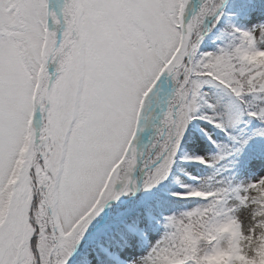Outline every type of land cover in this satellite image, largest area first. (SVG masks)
I'll use <instances>...</instances> for the list:
<instances>
[{
	"label": "snow or ice",
	"instance_id": "snow-or-ice-1",
	"mask_svg": "<svg viewBox=\"0 0 264 264\" xmlns=\"http://www.w3.org/2000/svg\"><path fill=\"white\" fill-rule=\"evenodd\" d=\"M188 3L0 0V264H68L93 227L94 241L73 264H105L127 243L102 213L121 195L118 183L125 191L134 183L132 142L162 74L176 88L144 160L145 188L167 177L193 119L226 133L243 116L264 121V64L250 63L264 53V21L232 29L246 47L200 51L209 17L219 23L226 7L264 12V0H205L186 20ZM205 86L226 99L214 100ZM170 251L166 236L131 264H163Z\"/></svg>",
	"mask_w": 264,
	"mask_h": 264
},
{
	"label": "trees",
	"instance_id": "trees-1",
	"mask_svg": "<svg viewBox=\"0 0 264 264\" xmlns=\"http://www.w3.org/2000/svg\"><path fill=\"white\" fill-rule=\"evenodd\" d=\"M230 2L231 0H226V4ZM261 21H264V12L258 10L253 15L240 16L226 7L219 23L212 17L209 25L204 26L200 51L215 53L227 46L233 49L246 47L244 39L237 38L232 29L237 27L242 30L251 29ZM261 35L260 46L263 47L264 34ZM250 63L264 64V57L253 53ZM212 98L215 100L218 97ZM201 112L211 113L206 106L201 108ZM230 136L239 137L241 141L248 143L242 146L230 139ZM188 141L197 144L203 142L205 153L213 163L209 165L196 163L193 158L185 157L182 152L178 153L165 181L142 208V212L146 210L155 212L156 219L150 225L140 226L139 212L133 214L139 230L143 231L151 226L163 227L173 234V240H169V243L175 251L166 253L163 263L166 261L168 264H227L225 258L215 257L208 261L203 255L206 251L213 250V237L225 231L223 226L214 227V224L216 216L220 217L221 222L224 220L225 214L222 210L226 200L232 199V210L237 211L242 206L239 199L242 197L253 203L254 216L258 218L257 224L262 231L259 236L249 238L244 254L241 258H236L234 264H264V185L254 187L253 195L246 185L238 186L240 171L250 159L261 154L259 145L264 144V121L243 116L240 122L230 126L226 133L209 120L193 119L182 146L184 147ZM217 155L224 159L214 162ZM194 186L205 195L190 194ZM240 193L242 196H239ZM115 231L117 235L123 233L127 237L125 245L135 244L134 233L122 226ZM125 245L114 247L113 250L118 251ZM226 245H231L230 238L226 240ZM113 262L110 256L106 258L105 264Z\"/></svg>",
	"mask_w": 264,
	"mask_h": 264
},
{
	"label": "rangeland",
	"instance_id": "rangeland-1",
	"mask_svg": "<svg viewBox=\"0 0 264 264\" xmlns=\"http://www.w3.org/2000/svg\"><path fill=\"white\" fill-rule=\"evenodd\" d=\"M204 3L205 0H189L188 6L185 11L186 20H190L193 16L197 15L200 12L201 7ZM211 18L212 17H209L206 20L204 26L211 21ZM170 87L171 91L168 93V98L166 101V96L164 94L168 91ZM175 88V81L166 73L162 74L161 78L156 82L155 86L153 87V90L145 99L144 107L141 110L140 114L138 128L134 140L132 142L133 148L136 150L139 158V163L132 173L134 183L130 186L129 190L127 191L124 190V185L122 183H118L116 185V190L118 192H121V195L118 199L128 198V200L123 201L119 204H114L113 201L110 200L108 204L105 205V208L102 213V215L107 214V217L109 218H115L116 223L113 225V227L116 226L117 223L124 222L127 226L132 225L135 229L136 227L135 224L132 222V217L130 214L137 210L139 207H141L150 197H152L157 188L166 179H163L151 188H145L143 186L144 175L147 171V169L144 167V160L147 151V149L145 150L144 148V144L149 140L150 142H148V145L152 146V144L155 142L158 130L163 125L164 116L168 109L169 102L174 95ZM204 90L210 92L211 97L216 96L218 98H226L224 97V93L215 86H205ZM211 111L212 110L210 109V112ZM157 113H159L160 118L158 122H156L154 125V119L158 117ZM189 125L183 133L180 147L176 155L179 152L183 151L185 154L193 156L194 159L198 156L204 157L206 159V156L204 155L201 147L203 145H201V143L197 144L194 142H188L185 147L186 149H183L182 143L184 142ZM222 159L224 158H222L221 156H217L215 158V161L218 162ZM262 178H264V154L256 157L247 164V166L241 172L240 183L242 185L246 184L248 188H254L255 186H249ZM263 184L264 181H262L258 185ZM154 218V213L145 212L142 215V224L146 225L150 223ZM226 221L227 230L221 232L218 235V240L215 241L214 252L208 250L204 253L203 257L205 260L212 259L214 257V254L221 255L227 252L228 248H232L234 250L236 258H241L244 254V250L246 249L245 245L246 243H248L249 238L257 237L261 233V228L257 224V218L254 216V206L250 202L243 204V206L236 213L229 211L227 214ZM93 223L95 224V221ZM95 232V227L89 229L90 236L86 237L84 241H81V250L82 248H85L89 243L94 241ZM166 236L168 237V240L173 239L171 233H168L164 229L158 228H152L147 233L138 234L136 238V244L134 246L125 247L121 251V253L116 257V264H131V262L137 259L138 257L145 256L152 246H154L157 242L165 239ZM229 238H232L231 247H227L225 242L227 239L229 240ZM75 257L76 256L73 253L72 258H70L69 261ZM233 263L234 262L232 256H230L228 264ZM163 264H168V262L165 261Z\"/></svg>",
	"mask_w": 264,
	"mask_h": 264
}]
</instances>
